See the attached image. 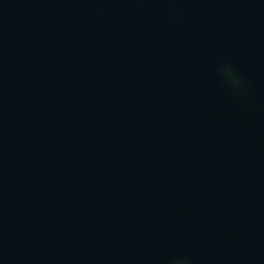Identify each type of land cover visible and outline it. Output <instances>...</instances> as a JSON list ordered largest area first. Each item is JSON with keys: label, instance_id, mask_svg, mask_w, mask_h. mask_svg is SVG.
I'll return each mask as SVG.
<instances>
[{"label": "water", "instance_id": "water-1", "mask_svg": "<svg viewBox=\"0 0 264 264\" xmlns=\"http://www.w3.org/2000/svg\"><path fill=\"white\" fill-rule=\"evenodd\" d=\"M0 264H264V0H0Z\"/></svg>", "mask_w": 264, "mask_h": 264}, {"label": "clouds", "instance_id": "clouds-1", "mask_svg": "<svg viewBox=\"0 0 264 264\" xmlns=\"http://www.w3.org/2000/svg\"><path fill=\"white\" fill-rule=\"evenodd\" d=\"M222 71L227 79L235 82V74L230 65H224Z\"/></svg>", "mask_w": 264, "mask_h": 264}]
</instances>
